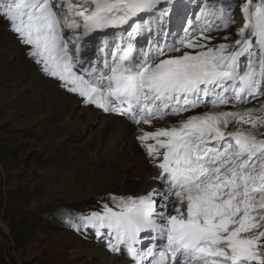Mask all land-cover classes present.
<instances>
[{"label":"snow or ice","instance_id":"6c2138e0","mask_svg":"<svg viewBox=\"0 0 264 264\" xmlns=\"http://www.w3.org/2000/svg\"><path fill=\"white\" fill-rule=\"evenodd\" d=\"M162 2L0 0V19L31 47L29 54L42 70L69 92L138 126L202 104L235 107L264 93V0L241 4L245 23L232 44L207 46L211 37L206 33L213 26L218 30L234 22L229 12L232 0H222L218 11L211 6L212 19L203 29L168 48L198 49L195 54L168 55L157 48V54L167 58L153 64L136 60L129 42L127 47L117 45L103 68L91 62L85 66V37L128 25ZM208 9L205 4L201 12ZM167 11L161 10V22ZM149 23H131L129 40ZM244 56L248 63L241 72ZM232 122L264 127V105L193 115L178 127L153 132L141 129L137 140L160 169L155 178L160 187L138 197H113L118 210L104 204L102 211L81 217L85 226L94 227L98 237L107 229L108 248L119 252L123 246L132 264H144L136 245L149 230L166 241L152 264H264V139L239 127L227 131Z\"/></svg>","mask_w":264,"mask_h":264},{"label":"rangeland","instance_id":"374dc122","mask_svg":"<svg viewBox=\"0 0 264 264\" xmlns=\"http://www.w3.org/2000/svg\"><path fill=\"white\" fill-rule=\"evenodd\" d=\"M204 1L211 3L209 7L212 5L219 7L222 2ZM242 3L244 0H232L230 10L237 23L221 29L220 32H216V28L213 27L206 33L211 37L207 42L208 47H215L222 41L226 43L223 39L225 35L237 36V30L242 27L243 15L240 10ZM200 13L197 12V19ZM183 28L186 29L184 22ZM14 33L8 22L0 19V177L2 195L10 200V209L0 213V252L3 256L0 258V264H75L78 259L89 260L87 253L99 246L95 236L84 231L78 232L72 223L54 221L50 214L64 208L71 212L70 216L81 217L83 214L102 211L104 204L117 210L113 197L117 199L134 195L138 197L140 178L135 171H121L119 176L112 175L113 170L110 167L106 165L99 167L93 162L94 147L88 149L84 146L97 131L95 125L89 126L65 146L59 143L60 138L53 135V130L50 129L54 121L44 117L49 114L47 106H43L42 111L37 112L38 96L28 95L16 87L22 74H31L30 71L19 73L22 69L21 58H26L36 66L39 63L37 64L36 58L29 54L31 47L24 44ZM7 47L10 49L7 50ZM19 49L23 54L20 53V60H9V55L14 51L20 52ZM183 51L193 54L198 49L183 48ZM168 55L178 54L169 52ZM14 63L20 65L18 71L11 69ZM240 71L243 72L241 69ZM56 81H59L58 78ZM249 101L247 105L238 104L235 107L231 103L216 108L209 105L198 107L175 117L181 119L186 115L191 116V113L204 114L210 111L259 109L264 105V93ZM88 105L98 109L92 104ZM56 115L61 118L63 114L58 111ZM169 117L172 118L174 115ZM168 125L143 126L142 129L153 132L158 128H170L174 123ZM58 127L59 133L62 131L61 122H58ZM238 127L245 132H251L258 139H264V127L251 128L247 124L237 125L232 122L228 125L227 131H234ZM136 136L134 134L132 139L145 157L144 147L139 145ZM148 157L146 155L148 174L152 175L154 170L148 162ZM152 183L160 187L156 179H153ZM7 200L3 205L8 204ZM14 233H17L16 241L12 236Z\"/></svg>","mask_w":264,"mask_h":264},{"label":"bare ground","instance_id":"6f19581e","mask_svg":"<svg viewBox=\"0 0 264 264\" xmlns=\"http://www.w3.org/2000/svg\"><path fill=\"white\" fill-rule=\"evenodd\" d=\"M194 1L196 0H165V2H162L163 4H161L162 6L160 5V7L163 8L162 10L166 9L168 11L167 15L164 16L165 18L163 20V24L160 27L157 26L155 30H159V37L165 38L164 41L166 46L164 50L166 53H169V46L174 44L179 45V41L184 38L182 37L185 33L183 22L186 29H189L190 23L185 22V19H187L186 15L193 7L192 3ZM203 7L204 5L199 4V6L196 7V11L201 12ZM210 10H212L211 7H209L208 11ZM208 11L204 13L201 12L199 14L201 22L210 15ZM158 14H160V12ZM153 42L156 43V39H154L152 43ZM134 44L135 43H133V45ZM6 49H10V47H7ZM137 50L138 47L134 53H136ZM20 53L21 50L20 52L14 51L9 55V60L19 61L22 54ZM21 60L22 61L20 63H22L23 70L19 68L20 65L18 63L12 64L11 69L15 71L20 69V74L24 71H30L31 74H22V78L17 82L16 87L21 91L23 90L27 92L28 95L36 94L38 96L39 100L38 107L36 108L37 112H41L42 107L45 105L47 106L49 114L44 117L48 120L54 121V124L50 126V129L53 130V135H58L57 137L60 138V144L65 146L67 142L73 141L76 137L80 136L82 131H85L89 126L95 125L97 131L92 134V139H90V141L84 146L88 149L94 147V163H97L99 167L100 165L110 167L113 170L112 175L116 176H119V172L121 171H135L137 173L136 175H139L140 178V184L137 192L139 193V196L145 195L153 188L158 187L152 183L153 179L156 178L154 171L152 175L148 174L149 165L146 164V155L143 157L141 151L137 147V144L133 141L132 136L134 134L138 136L140 133L139 131L143 128V126H163L164 124L168 125L169 123H174L173 126H179L181 121L187 120L190 116L186 115V117H182L181 119H179V117H163V119L155 118L152 120L151 125H134L132 121H129L115 113L104 114L99 108L93 109L85 103L83 98L79 95L69 92L61 85L60 81H56V78L46 74L42 70L41 64L37 63L38 65L36 66L35 64L30 63L26 58L24 59V57L21 58ZM208 105L209 104L200 105L198 107ZM198 107L193 109L189 108L185 112H190ZM58 111L63 114L61 118L56 115V112ZM193 115L203 114L191 113V116ZM58 122H61L62 126V131L59 133ZM97 153H100V155ZM115 166H118L119 169H116L118 167ZM173 208L174 205L171 206L169 210H172ZM94 236L96 241H102V236ZM98 244L99 246L92 249V251L88 252L86 255L91 259H78L75 264H132V261L129 260L125 253L109 252L106 250L105 245L100 242ZM141 253L144 264H152V260L155 257H158L157 246L151 248L150 250L143 249L141 250Z\"/></svg>","mask_w":264,"mask_h":264},{"label":"trees","instance_id":"16d2710c","mask_svg":"<svg viewBox=\"0 0 264 264\" xmlns=\"http://www.w3.org/2000/svg\"><path fill=\"white\" fill-rule=\"evenodd\" d=\"M251 2L253 3V5H256V4H259L260 3V0H251ZM1 156V154H0ZM2 179L0 177V213L7 209H10L9 207V203H10V200H7L5 199V197H3L2 195ZM8 202L7 203H4L3 205V202L6 201ZM6 204L8 205V207H6ZM71 212L69 210H66L64 208H61V209H58L56 210L55 212H53V214H50V217L54 220V221H59V220H63L67 223H72L74 220H72V216H70ZM17 227H20V226H17ZM15 231V229H14ZM13 239L14 241L17 240V233H14L13 235ZM2 253L0 252V258H2Z\"/></svg>","mask_w":264,"mask_h":264}]
</instances>
